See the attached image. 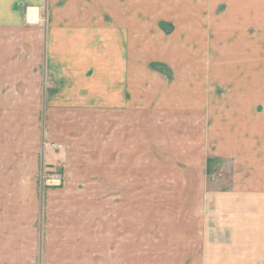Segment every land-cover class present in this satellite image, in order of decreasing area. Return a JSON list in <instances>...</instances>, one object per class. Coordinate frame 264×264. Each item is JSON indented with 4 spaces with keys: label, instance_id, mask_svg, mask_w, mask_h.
<instances>
[{
    "label": "crops",
    "instance_id": "1",
    "mask_svg": "<svg viewBox=\"0 0 264 264\" xmlns=\"http://www.w3.org/2000/svg\"><path fill=\"white\" fill-rule=\"evenodd\" d=\"M24 28L35 36L24 39ZM263 47L264 0H0V73L10 61L21 65L17 76H35L44 110L32 176L60 179L32 182L56 199L10 195L15 183L0 164V254L56 252L50 204H74L70 193L84 183L67 165L76 133L67 115L96 108L110 113L101 139L111 133L112 157L128 158V182L180 190L197 204L185 250L199 253L197 264H264ZM153 135L166 163L136 165V147L152 151ZM69 236L65 251L80 252L78 232Z\"/></svg>",
    "mask_w": 264,
    "mask_h": 264
},
{
    "label": "rangeland",
    "instance_id": "2",
    "mask_svg": "<svg viewBox=\"0 0 264 264\" xmlns=\"http://www.w3.org/2000/svg\"><path fill=\"white\" fill-rule=\"evenodd\" d=\"M29 20H36L35 12L29 15ZM14 35L11 33L8 38ZM33 36L31 28L23 29L24 39ZM31 65L29 61L26 68ZM7 67L9 70L0 73V164L8 167L4 172L6 181L15 184L6 189L10 195L34 197L40 193L41 196L60 197L32 184L36 177L37 181H42V176L47 177L43 171L35 178L32 176L38 164V143L44 117L38 93L33 91L37 88V79L32 74L27 78L17 76L21 65L16 62L7 61ZM49 76L46 75L47 83ZM67 116L71 117V127L76 131L67 150V165L69 170L72 168L70 175L78 180V169L83 171L84 183L81 189L70 193L79 197L74 204H50L49 214L56 220V228L53 227L50 233L56 235L52 239H56L54 250H57L50 253L47 246L40 252L8 250L6 254H0V264H192L193 261L197 264L199 253L185 251L193 247L197 204L192 206L178 198L182 196L180 190L145 187L140 182L142 179L134 178L128 182V176L121 175L122 166L124 171L128 167V158L112 157L111 133L101 139V132L106 133L111 128L107 123L111 121L110 113H101L96 108L75 109ZM155 137L153 135L150 140L152 151L136 147V165L166 163L167 158L160 153V139ZM175 160V156H169L168 164ZM210 167L211 173L216 174L214 163L208 165V173ZM20 177L24 180L23 188L17 185ZM3 193L0 189V195ZM177 198L184 202L175 203ZM73 231L79 235L73 242L74 247L80 245L79 249H82L78 253L65 251V245H70L69 233Z\"/></svg>",
    "mask_w": 264,
    "mask_h": 264
},
{
    "label": "built area",
    "instance_id": "3",
    "mask_svg": "<svg viewBox=\"0 0 264 264\" xmlns=\"http://www.w3.org/2000/svg\"><path fill=\"white\" fill-rule=\"evenodd\" d=\"M59 181V176L54 172H51V174H48L46 177V184L48 186L57 187L60 184Z\"/></svg>",
    "mask_w": 264,
    "mask_h": 264
},
{
    "label": "trees",
    "instance_id": "4",
    "mask_svg": "<svg viewBox=\"0 0 264 264\" xmlns=\"http://www.w3.org/2000/svg\"><path fill=\"white\" fill-rule=\"evenodd\" d=\"M211 163H212V160H208L207 161V167H208V165L210 164V166H211ZM208 170V169H207ZM210 170H211V167L209 168V172H210Z\"/></svg>",
    "mask_w": 264,
    "mask_h": 264
}]
</instances>
